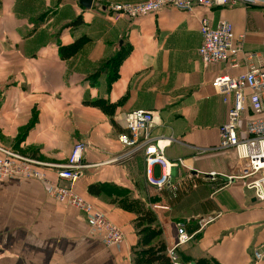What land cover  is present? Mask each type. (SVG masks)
<instances>
[{"label": "crops", "instance_id": "crops-1", "mask_svg": "<svg viewBox=\"0 0 264 264\" xmlns=\"http://www.w3.org/2000/svg\"><path fill=\"white\" fill-rule=\"evenodd\" d=\"M140 1L145 0H92L86 9L80 0H0V146L63 165L72 146L85 143L83 163L89 168L75 192L125 236L122 245L107 248L88 235L86 218L49 199L42 183L0 179V264H132L134 216L111 203L116 194L159 207L152 211L166 248L177 225L193 233V220L212 219L179 249L182 261L264 264V257H253L264 245V201L242 182L225 180L241 169L232 150L197 154L217 148L218 129L232 105V96L224 103L212 81L245 71L241 60L237 69L228 63L202 67L199 20L206 18L212 26L230 23L234 36L243 37L244 51L259 54L264 64V8L196 6L193 14L164 8L118 21L107 8ZM82 39L85 43L71 50ZM249 110L246 101L247 118ZM134 111L156 114L150 137L165 142L164 157L177 164L172 182H180L187 171L223 178L175 198L146 186L143 151L133 152L118 141L126 132L124 116ZM34 117V125L23 132ZM45 174L55 180L54 169ZM153 174L159 177L160 168ZM91 185H106L109 194L91 196ZM155 197L157 202L148 203Z\"/></svg>", "mask_w": 264, "mask_h": 264}, {"label": "built area", "instance_id": "built-area-1", "mask_svg": "<svg viewBox=\"0 0 264 264\" xmlns=\"http://www.w3.org/2000/svg\"><path fill=\"white\" fill-rule=\"evenodd\" d=\"M196 6L205 9L238 6L264 8V0H145L111 5L108 8L113 20L118 21L123 18L136 20L164 8H174L193 14ZM199 34L201 44L197 54L204 69L221 63H228L231 68L237 69L241 60L245 65V71L235 77L220 76L212 81L211 87L215 93L223 96L224 103L227 96H232V105L227 112L226 122L218 129L217 148L200 149L197 154L212 150H232L241 169L239 175L225 177V180L228 183L232 180L242 182L244 188L252 192L256 200L263 202L264 64L259 54H248L244 51L243 37L236 38L231 24L226 21H219L212 26L206 18H202L199 20ZM247 92L248 96L245 94ZM246 101L252 114L251 118L244 116ZM123 122L126 132L118 138V141L133 152L143 151L146 185L153 188L157 194L164 191L173 193L181 189L183 181L177 184L172 182L171 169L177 164L169 163L164 157L165 142L150 137V130L156 123V114L150 111H134L125 115ZM81 149V144H74L64 165L48 166L0 146V179L36 180L42 183L49 199L76 209L86 218L90 237L100 239L107 248L120 246L125 240L120 228L114 225L106 214L75 192L77 181L83 176L84 170L89 168L82 164ZM45 167L55 170V180L47 178ZM155 167L161 170L159 177L153 174ZM218 178L223 176L213 172L202 174L187 171L185 191L198 179L214 181ZM149 207L151 210L159 208L156 205ZM211 221L210 218L201 219L193 233H188L182 225L176 226L174 241L166 248L170 264H193L181 260L179 249L189 243ZM253 257L255 261H260L264 257V245L253 251Z\"/></svg>", "mask_w": 264, "mask_h": 264}, {"label": "trees", "instance_id": "trees-1", "mask_svg": "<svg viewBox=\"0 0 264 264\" xmlns=\"http://www.w3.org/2000/svg\"><path fill=\"white\" fill-rule=\"evenodd\" d=\"M82 39L72 45L71 50L80 48L85 42ZM121 59V57H120ZM119 61V60H118ZM117 62L114 59L111 64ZM35 117L32 121L24 128L23 132H26L34 125ZM21 155V154H20ZM24 156V155H22ZM27 157V156H26ZM34 157V156H31ZM30 158V157H29ZM106 185H91L88 187V193L91 196L99 197L102 195H108ZM166 194L173 198V193L164 191ZM185 194V193H181ZM111 203L116 204L120 209L133 215L131 222L135 236L137 238L135 246L132 248V264H170V261L166 255V243L163 238V231L158 221L156 214L148 207L146 203L140 200L131 199L128 195L116 194ZM163 195V196H164ZM177 196V195H176ZM158 198H151L148 203L157 202ZM198 226V224H197ZM196 226V228H197ZM189 231L188 233H191ZM198 235V234H197ZM196 235V236H197ZM183 261H191L193 264H218L213 259H185Z\"/></svg>", "mask_w": 264, "mask_h": 264}, {"label": "rangeland", "instance_id": "rangeland-1", "mask_svg": "<svg viewBox=\"0 0 264 264\" xmlns=\"http://www.w3.org/2000/svg\"><path fill=\"white\" fill-rule=\"evenodd\" d=\"M133 3H136V2H133ZM117 4H125V3H114V4H108L107 5V8L109 7V6H111V5H117ZM79 144H81L82 145V149H81V153H80V157L82 158V164H84L83 163V161H84V156H85V150H86V148H87V145L85 144V143H83V142H79ZM5 149H7V148H5ZM8 150H10V149H8ZM10 151H13V152H15L14 150H10ZM68 158V157H67ZM131 158V156H129L128 155V157L126 156V160H129ZM123 159H125V157H123ZM42 164H46V165H50V164H47V163H42ZM64 165V164H63ZM85 165V164H84ZM46 169H44L45 171L47 170V169H52V168H49V167H45ZM144 168H145V162H144ZM172 176V175H171ZM186 176H187V173L181 178V179H179V180H181V181H183V185H182V188L181 189H179V190H177L176 192H173V198H175L176 197V195H177V193H184V192H187V191H189V190H194V189H197L199 186H200V184L201 183H206V182H208V181H205L204 179H198L197 181H195L192 185H190V186H188L187 188H190V189H188V190H186L185 191V180H186ZM144 179H145V177H144ZM211 182H213V181H211ZM174 183V182H173ZM179 183V182H178ZM146 184V183H145ZM174 184H177V183H174ZM147 186V185H146ZM184 188V189H183ZM150 208V207H149ZM199 220H200V218L197 220L196 219V221L195 220H193L195 223H199ZM181 221H183V220H180V221H178L179 223H181ZM198 221V222H197ZM131 260H133V258H132V253H131ZM133 262V261H132Z\"/></svg>", "mask_w": 264, "mask_h": 264}, {"label": "water", "instance_id": "water-1", "mask_svg": "<svg viewBox=\"0 0 264 264\" xmlns=\"http://www.w3.org/2000/svg\"><path fill=\"white\" fill-rule=\"evenodd\" d=\"M79 4L86 8V9H89L91 4H92V0H80Z\"/></svg>", "mask_w": 264, "mask_h": 264}]
</instances>
